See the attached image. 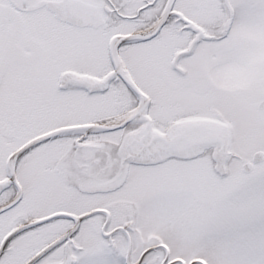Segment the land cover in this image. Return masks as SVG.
I'll return each mask as SVG.
<instances>
[{
    "label": "snow or ice",
    "instance_id": "1",
    "mask_svg": "<svg viewBox=\"0 0 264 264\" xmlns=\"http://www.w3.org/2000/svg\"><path fill=\"white\" fill-rule=\"evenodd\" d=\"M0 264H264V0H0Z\"/></svg>",
    "mask_w": 264,
    "mask_h": 264
}]
</instances>
